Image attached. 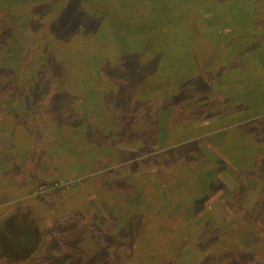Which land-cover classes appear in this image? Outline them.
I'll use <instances>...</instances> for the list:
<instances>
[{"label": "rangeland", "instance_id": "374dc122", "mask_svg": "<svg viewBox=\"0 0 264 264\" xmlns=\"http://www.w3.org/2000/svg\"><path fill=\"white\" fill-rule=\"evenodd\" d=\"M63 1L69 0L1 2L0 11H7L0 12V55H8L6 66L14 74L0 86V114H6L0 132L7 134H0V264H264V200L251 210L264 199V180L248 179L242 168L235 170L236 179L221 170L220 178L233 191L222 199L200 172L203 163L215 166L218 157L238 159L237 141L246 135H256L253 146L264 150V0H250L251 6L235 12L241 13L238 19L233 12L236 26L205 12L203 0L195 5V14L214 19L207 21L204 35L217 45L224 35L237 49L260 44L241 60L226 59L224 45L216 47L212 60L201 56L190 39V11L180 3L153 2L146 15L144 9L137 14L132 6L107 0H79L61 13ZM227 9L220 11L230 19ZM170 26V41L157 37L162 31L168 35ZM68 29L78 32L62 36L59 49L47 51ZM43 54L52 56L43 62ZM230 59L242 62L221 75L219 67L226 69ZM47 63L57 64H52L57 70L49 71ZM100 64L105 69L98 71ZM214 67L221 76L214 75ZM75 85L80 90L74 91ZM155 92L173 97L157 119ZM108 94L101 110L91 113L89 106ZM88 117L95 118L93 124ZM149 121L159 124L152 136L143 126ZM54 124L51 131L47 125ZM25 126L30 135H21ZM189 142L195 146L185 157H192L177 158L190 167L176 166L175 155L186 154L181 144ZM165 159L175 162L166 168ZM134 187L135 202L152 207L162 223L138 235L144 241L127 256L124 240L111 231L129 217L147 222L125 205ZM20 225L33 239L23 232L11 240ZM24 237L27 246L16 253L11 246ZM36 240L38 248H32ZM15 254L25 257L17 261Z\"/></svg>", "mask_w": 264, "mask_h": 264}, {"label": "trees", "instance_id": "16d2710c", "mask_svg": "<svg viewBox=\"0 0 264 264\" xmlns=\"http://www.w3.org/2000/svg\"><path fill=\"white\" fill-rule=\"evenodd\" d=\"M52 1L54 3L57 2V4H58V0H52ZM77 1H79V0H69L68 2L63 1L64 5H61V4L58 5V12L65 13L70 7L74 6V4L77 3ZM107 1L109 3H111V2H120V3H122L123 8L132 6L133 7L132 8L133 12H137V14H138V10L144 9L146 15L148 13V9L152 6L153 2H164L163 4H159L158 5V6H161V7H164V6L167 7L170 2H172L174 5H178V6H179V3H180L181 5H183V9L187 10V12L190 11L189 12V16H188V26H190V27L192 26L190 28L191 29V34H192L190 39L194 40L195 42H197V46H198V49H199L197 51H199L200 55L203 56V54L205 53V57L206 58H210V60H212V58L214 57L217 46L222 47L224 45L225 48H226V50L224 52V56L226 57V59L232 58L234 60H236V59L238 60L239 58L241 60V57L243 56V54H247L252 49H256V48L258 49L260 47V44H257L255 47H253L252 45L251 46L248 45V46H245V48L243 50H241V48L238 47V49H239V51H238V49L234 46V44L233 45L232 44H230V45L228 44V42H230V40H229L230 36H225L224 35L223 39L221 40L219 45H217L214 42L215 40H212V39L206 37L204 35V29L207 26V21L208 22H211V21L215 22V21H214L213 18L211 19L210 16L206 15V13L201 14V12H200L199 15H198V13L195 14V12L198 11V9L195 8V5L198 2H200V0H107ZM203 1L205 2V6H204L205 8L204 9L207 10L205 12H210L211 14L215 15L216 17H223V18H225L226 21H228V23H233L235 26L240 24V22L239 21H234V20L241 17V13H235V12H238V11L242 12L241 11L242 7H244V6L248 7V5L251 6L250 5V0H248L247 2H244V1H241V0H203ZM1 2H2V0H0V8H2ZM95 2L97 4H100L101 0H95ZM142 2L145 5H143ZM175 3H177V4H175ZM139 4H142V6H140ZM94 6H95V3H94ZM246 7H245V9H246ZM222 8H223V11L228 10L227 8H230L229 11L232 12V18L228 19V16H226V15L224 16V14L220 11V9H222ZM12 9H14V8L11 7L10 10H12ZM2 11L5 12L7 10L4 9V10H1L0 12H2ZM151 12L152 11H150L149 13H151ZM233 12L235 13V15L233 14ZM28 14H30V13H28ZM191 14H192V16H190ZM22 15L26 16V14H22ZM233 15H234V20H233ZM197 17L200 18L199 22H197ZM1 18H2V16H1ZM27 18H29L28 15H27ZM155 18H156L155 15L154 16H150L148 18V20H154ZM181 18L182 17L180 15L179 18H178V22H180ZM201 19H202V22H201ZM222 24H225V23H222ZM73 32H78V29H76V31L73 30V29H68V30H66L64 32L58 33L56 38H55V41L53 40L52 42H50L48 44L47 51L48 50L52 51L55 48L59 49V45L58 44L63 43L62 36L65 35L66 37H68ZM226 33L228 34L229 31H227ZM157 37H160L162 41L163 40H169L170 41L171 26H170L168 35L165 36L163 34V31H162V32H160L157 35ZM175 38H176V40L180 38L179 37V33H177ZM1 41L2 40H0V42ZM47 41H49V40H47ZM44 54H46L45 51H44ZM44 54L42 56L43 62L48 60L52 56V55L51 56L50 55H45L44 56ZM104 59H105V57H104ZM8 61H9V58H8V55L6 53L0 55V86H2L3 84L4 85L7 84L8 82H5V79L8 76L9 77L13 76V74H14V72L12 70L13 67H10L8 65L9 66V68H8L6 66V64H8L7 63ZM239 61H235L236 64H233V60L230 59L226 69L224 68L223 71H222L221 67H219V70L221 71L220 74L221 75L228 74L229 73V69H234L238 65H240ZM240 62H242V61H240ZM52 64L53 63H47L46 64L48 70L49 71L57 70L54 66H52ZM73 64H74V69H78L77 68L78 65L76 63H73ZM53 65L56 66L57 64H53ZM69 65H68V67H69ZM212 65L215 66L213 63H212ZM102 69L103 70L105 69L104 64H100V66L97 67L98 71H100ZM215 69H217V68L214 67V71H213L214 75H217L216 77L221 76L217 71H215ZM183 80L184 79H181V82ZM66 85H67V83H65V82L61 83L60 86L63 87V88L59 87L58 91H62L63 89H65L64 86H66ZM83 86L85 88L84 84H83ZM157 88H159V86ZM76 90H80L78 88V85H75V90L74 91H76ZM74 91H72V92H74ZM155 93L153 94L155 96V100L159 101V103H158V107L159 108L156 109V113H155V116H156V114L158 113L159 109L161 107L164 108L165 106H168L167 104L169 103L170 99L173 98V97H170L168 92L167 93L163 92L161 95L158 94V93H156V94ZM108 96H109V94L108 95H100L99 96V101H103L101 103L99 101L97 103L95 102V101L98 100V96L93 97V101L95 102V104L93 106H91V105L89 106L88 105L90 107V108H88L89 111L91 113H93L94 110H101V107L103 106L104 101L109 98ZM40 97H41V95H40ZM0 105L3 106L4 103H1V101H0ZM190 105L192 107H194L195 109H198L196 107V105H194L193 103H190ZM52 110H53V112L56 111L55 109H52ZM201 112L203 113L202 108L200 109V111L197 114L194 115V119L195 120H198V114L200 116ZM4 114H0V121L3 118H5L6 114L5 115ZM151 114H152V116H154V113H151ZM144 115L145 114H143V116ZM10 119L12 121L16 122L14 119H12V118H10ZM94 119L95 118L88 117V121H89L88 124L89 125L93 124L94 123ZM156 119H157V116H156ZM5 121L7 122V119H5ZM159 123H160V126H162V122H159ZM16 124H17V122H16ZM143 126H145L144 130L147 133H150L151 131H153L152 133H150L151 136L154 135L155 133L159 132V130H158L159 124L156 121L153 124L151 123V121H149L147 123V125H143ZM47 127L51 131L55 130V124L54 125H47ZM80 127H83V125H80ZM80 127H78V129H80ZM260 127H263V126H261V125L257 126L258 129H260ZM260 130L264 132V130H262V129H260ZM60 131H61V129L56 131V132H54L53 136L57 135ZM220 132H225V130H221ZM226 133H225V135H226ZM0 134H1V136H3L4 134L7 135L6 133H4V131L2 133L0 132ZM8 135L10 137L11 134L9 133ZM21 135H30L26 131V126L22 129ZM32 136L36 138L38 136V131L35 134H33ZM255 138H256V135L252 139H251L250 135H246L245 136V140L243 139L244 141H240V142L237 141L238 153L236 155V158H238V159H232V160L226 159L225 161L224 160L222 161V160H220V157H218L216 159L217 163H216L215 166H209L208 163H206V162L202 164L200 172L202 171V174L203 173L206 174L205 177L202 179L203 182L205 181V182L209 183L210 190H211V186H213V188H214L213 192L216 193V194H220L222 199L225 198L224 195L229 194V193L232 194L233 191H231V189L228 187V185H225L223 183L222 179L220 178L219 173L221 172V170L222 171L226 170L228 174H230L232 177H234L236 179L237 178V173H235V170L238 169V168H242V172H244L246 174L248 179H254V180H256V179L260 180L261 179V180H264V159H263L264 158V150L259 151L253 146V144H254L253 140H255ZM189 143H190V145H186L185 143L181 144V145H183L182 148L185 151H187L186 154L184 152H181L178 155H175V153H176L175 151L176 150H170L168 153L171 152L172 154H174L175 155L174 158H177L178 156H181V157H183V160L185 159L188 162V158H191L192 156L191 155L188 156V157H185V156L189 155L190 150L192 148H194V146H195L194 142H189ZM214 143L216 145H218V146H222L224 144V141L214 142ZM181 157H180V159L177 158L178 161L176 163V166L179 165L180 167H182V166L190 167L189 163H187L186 161H183L181 159ZM261 157H263V158H261ZM193 159H200V158L193 157ZM171 161L175 162V159H172V160L165 159L164 163L166 164V168L170 167V162ZM179 182H180V184L182 186H184L183 182H182V178L179 179ZM262 185H263V190H264V182H262ZM201 187L203 189H206L205 186L203 185V183L201 184ZM145 193H148L146 188H145ZM135 194H136V188L134 187L133 191L127 197V200L125 201L126 202L125 205H127V207L134 206L131 211H133L134 213H137L136 211H140V214L137 213L139 215L138 217H140V218L142 217L143 219H146L147 222H145V223H143L141 225L136 220H132L130 217L128 219L126 217L127 218L126 225H121L120 229L117 232H115L114 230L111 231L112 234H114L115 236L118 237L119 241L124 240V242H122V244L125 245L127 250H128L127 256H130V255H132V253L137 251V248L139 246V242H143L144 241V239L138 240L137 239L138 235L143 234L146 231L147 228L162 223V222H159V221L155 220V217H158V213H156L155 210H152L151 209L152 207L151 208H148V207L144 208V205H142L140 202H135ZM263 200L264 199L261 196L251 206V210H252L253 213L256 212L262 206V203H263L262 201ZM219 201H221V200H219ZM139 203L142 206H138L137 204H139ZM222 204L224 206L223 202H222ZM177 211H178L177 209H174V212H173V216L174 217L178 216ZM109 214H110V211H109ZM114 215L115 214H112L110 217H114ZM181 217H182V215H181ZM162 218H163L164 221L168 220V218L165 217V216H163ZM118 220L120 222L123 221L121 219H118ZM202 226H204V225H202ZM229 227H230V225H228V226H226L224 228H229ZM224 228H221V232L224 231ZM24 229H25V226H21L20 227V231L16 230V232L12 233L11 237H10L11 240L13 238L21 235L23 232L28 233L31 236V238L33 239V236L30 233V231H25L26 229L25 230ZM218 230H220V229H218ZM234 230H232V231H234ZM224 232L229 233L228 229H226ZM226 235L221 237L222 238L221 242L224 240V237ZM142 236H144V235H142ZM26 238L27 237L22 238L21 240H19L13 246H11V244H10L11 249L14 250L16 253L21 252V250H24V248L27 246ZM37 242H38V240L34 241L32 248H35V247L38 246ZM118 244H120V243H118ZM15 255H17L16 256L17 261H20V260H22L25 257L23 254H15ZM29 256L30 255L26 256L24 261H26L29 258ZM131 260H132V258H131ZM150 264H153V263L150 262ZM171 264H175V263H171Z\"/></svg>", "mask_w": 264, "mask_h": 264}, {"label": "clouds", "instance_id": "9594fccd", "mask_svg": "<svg viewBox=\"0 0 264 264\" xmlns=\"http://www.w3.org/2000/svg\"><path fill=\"white\" fill-rule=\"evenodd\" d=\"M217 76V75H216ZM55 143H57L56 139H53Z\"/></svg>", "mask_w": 264, "mask_h": 264}]
</instances>
